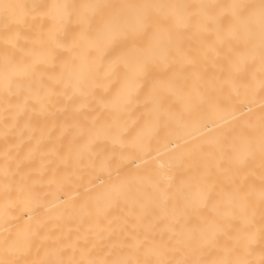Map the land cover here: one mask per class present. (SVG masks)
Here are the masks:
<instances>
[{"label":"bare ground","instance_id":"1","mask_svg":"<svg viewBox=\"0 0 264 264\" xmlns=\"http://www.w3.org/2000/svg\"><path fill=\"white\" fill-rule=\"evenodd\" d=\"M0 264H264V0H0Z\"/></svg>","mask_w":264,"mask_h":264}]
</instances>
